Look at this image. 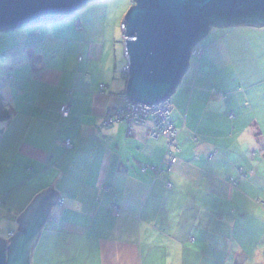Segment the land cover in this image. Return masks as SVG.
<instances>
[{"label":"crops","instance_id":"obj_1","mask_svg":"<svg viewBox=\"0 0 264 264\" xmlns=\"http://www.w3.org/2000/svg\"><path fill=\"white\" fill-rule=\"evenodd\" d=\"M27 27L6 31L15 37L0 91L8 112L0 120V238L8 242L18 216L53 188L31 264H264V210L256 219L249 207L259 185L251 175L264 171V24L211 26L199 38L201 53L170 96L177 160L158 177L149 166L166 140L152 138L148 122L101 126L107 109L124 104L121 71L100 87L76 66L44 65L30 37L41 44L47 34ZM82 51L94 61L102 48ZM225 218L231 237L259 241L231 240L225 257Z\"/></svg>","mask_w":264,"mask_h":264},{"label":"water","instance_id":"obj_2","mask_svg":"<svg viewBox=\"0 0 264 264\" xmlns=\"http://www.w3.org/2000/svg\"><path fill=\"white\" fill-rule=\"evenodd\" d=\"M87 1L0 0V31L64 20ZM134 1L123 23L128 64L124 92L132 102L146 105L169 99L188 67L191 50L208 30L203 27L213 12L236 16L253 9L264 11V0ZM262 24L264 19H257L251 25ZM56 198V191L48 188L18 216L15 234L8 242L0 238V264H31L32 245Z\"/></svg>","mask_w":264,"mask_h":264},{"label":"rangeland","instance_id":"obj_3","mask_svg":"<svg viewBox=\"0 0 264 264\" xmlns=\"http://www.w3.org/2000/svg\"><path fill=\"white\" fill-rule=\"evenodd\" d=\"M134 3V0H88L84 5L75 10L71 16L64 20L47 21L46 23L42 22L35 26H30L31 29L37 28L38 30V28H40L42 33L47 34L41 44H38L35 41V38L30 37L31 43H33L35 48L34 50L41 51L42 53L41 63L55 68H71L76 66L79 71L86 72V75L88 76L87 79L90 82L91 79H95L96 84L101 82L102 84H100V87H103L104 84H107V82L110 81L109 73L112 74L117 72V74L120 75L121 71V73L124 74L123 68L126 64V56L124 51V30L122 25L126 13ZM37 30H34L35 34H37ZM50 36H54V38H49ZM12 37H15V35L7 33L6 31H0V91H3V88H8L7 80L9 72L5 67L7 61H10L11 49L8 48L7 45L12 41ZM88 44L101 45L102 53L98 60L91 61L92 59H89L84 55L82 50H84L85 45ZM53 51L54 54L50 57ZM36 58L38 61L39 57ZM105 73L107 74L106 78L104 77ZM65 94L70 96L72 94V89H66ZM65 104L69 105L70 113V104L67 102H65ZM70 142L72 144L71 140ZM161 161L162 159L156 166H149L153 171L154 176L158 177L166 170L161 164ZM160 164V170L162 171L159 175H156L154 169L158 168ZM143 166L148 167L146 165ZM251 176L253 181H257L259 185H256L255 190L251 194L250 198L252 199L249 200V207L252 208L251 211H257L255 218L261 219L259 213L264 210V171L261 169L259 171L256 170L255 174H252ZM259 178L262 182L258 181ZM1 207L2 206H0V208ZM4 212L7 213V210H4ZM262 214L264 216V213ZM202 219H206V217L202 215ZM228 220H230V218H225L221 234L223 236L221 242L223 244L225 257L226 254H230L233 250L231 240H238L247 243H255L259 241L258 238L254 239L252 237L243 239V235H241V238L231 237V228H229L231 222ZM192 237L194 238V234H192ZM261 244H264V238L262 239ZM229 257H231V254ZM224 264L231 263L226 261Z\"/></svg>","mask_w":264,"mask_h":264},{"label":"built area","instance_id":"obj_4","mask_svg":"<svg viewBox=\"0 0 264 264\" xmlns=\"http://www.w3.org/2000/svg\"><path fill=\"white\" fill-rule=\"evenodd\" d=\"M201 49L198 46H194L191 50V56H199ZM126 56V55H125ZM123 75L127 78L128 64L123 68ZM124 96V104L118 108L107 109L102 117L101 126H108L115 122H123L128 125L129 130L133 125L137 124H150L148 128V134L152 138L163 136L166 140L165 152L162 157L161 164L166 170L171 169L172 165L177 160V153L179 147L176 143V136L178 129L172 124L170 120V114L172 110V103L169 99H165L159 103L152 105L141 104L138 102H132L125 92H122ZM69 105L63 104L60 107V113L63 116L68 115ZM66 147H71L72 144L69 139L64 141ZM161 164L158 168H155V174L159 175ZM145 170L146 168H142ZM168 185H170L168 183Z\"/></svg>","mask_w":264,"mask_h":264},{"label":"trees","instance_id":"obj_5","mask_svg":"<svg viewBox=\"0 0 264 264\" xmlns=\"http://www.w3.org/2000/svg\"><path fill=\"white\" fill-rule=\"evenodd\" d=\"M207 19L208 20L203 27L204 31H206L209 28V26H211V25H217L218 22L221 24L226 23L229 25H233L236 23L253 24L256 22L257 19H264V11H261L258 9H253L250 12H245L243 14H239L236 16H221L217 12H213ZM1 100H2V98L0 96V104H1ZM170 116H171V114H170ZM7 118H8V112L6 110H0V120H4Z\"/></svg>","mask_w":264,"mask_h":264},{"label":"bare ground","instance_id":"obj_6","mask_svg":"<svg viewBox=\"0 0 264 264\" xmlns=\"http://www.w3.org/2000/svg\"><path fill=\"white\" fill-rule=\"evenodd\" d=\"M122 27H123V25H122Z\"/></svg>","mask_w":264,"mask_h":264}]
</instances>
